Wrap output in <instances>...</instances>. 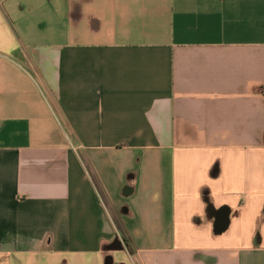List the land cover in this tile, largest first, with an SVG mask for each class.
<instances>
[{
    "label": "crops",
    "instance_id": "crops-1",
    "mask_svg": "<svg viewBox=\"0 0 264 264\" xmlns=\"http://www.w3.org/2000/svg\"><path fill=\"white\" fill-rule=\"evenodd\" d=\"M263 90L264 0H0V264H264Z\"/></svg>",
    "mask_w": 264,
    "mask_h": 264
},
{
    "label": "water",
    "instance_id": "water-1",
    "mask_svg": "<svg viewBox=\"0 0 264 264\" xmlns=\"http://www.w3.org/2000/svg\"><path fill=\"white\" fill-rule=\"evenodd\" d=\"M113 250H121L124 248L122 241L119 238H115L109 246Z\"/></svg>",
    "mask_w": 264,
    "mask_h": 264
},
{
    "label": "built area",
    "instance_id": "built-area-1",
    "mask_svg": "<svg viewBox=\"0 0 264 264\" xmlns=\"http://www.w3.org/2000/svg\"><path fill=\"white\" fill-rule=\"evenodd\" d=\"M264 91V90H263Z\"/></svg>",
    "mask_w": 264,
    "mask_h": 264
}]
</instances>
